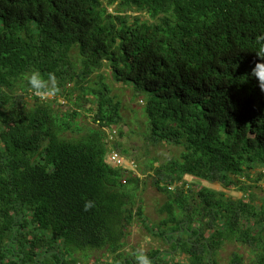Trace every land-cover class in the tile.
<instances>
[{"label":"trees","instance_id":"1","mask_svg":"<svg viewBox=\"0 0 264 264\" xmlns=\"http://www.w3.org/2000/svg\"><path fill=\"white\" fill-rule=\"evenodd\" d=\"M262 34L264 0H0V264H81L77 253L97 250L113 256L97 264H136L121 251L136 216L168 245L147 254L153 264H219L229 243L250 254L229 264H264L252 192L264 191V91L250 77ZM105 67L144 100L145 140L181 149L148 168L166 196L155 223L141 179L107 161L129 150L116 141L127 107L107 76L92 79ZM34 71L51 94L30 86ZM61 98L77 108L56 112ZM79 108L98 127L81 128Z\"/></svg>","mask_w":264,"mask_h":264},{"label":"rangeland","instance_id":"2","mask_svg":"<svg viewBox=\"0 0 264 264\" xmlns=\"http://www.w3.org/2000/svg\"><path fill=\"white\" fill-rule=\"evenodd\" d=\"M112 11L113 9H110V12ZM127 15H130L131 20L137 17L143 22H158V20H153L152 18H150V16L145 12H129ZM101 73L108 77L107 82L112 88V95H116L117 99H121L123 101V104L127 107L123 108L121 111L124 122L121 123L119 128H116V141H119L124 149L129 150L127 155L122 153V155H120L125 159L130 158L134 160L135 164L129 169L141 179L138 186L134 187L135 189H137L138 198L141 199V203L139 202V205L143 207L144 216L155 223V219L158 218V210L165 203L166 196L159 192L154 186L152 180L153 176H149L150 170L148 168L152 161L156 166H158L161 163L169 161V159L172 157H178L181 153V149L175 146H170L166 143L154 145L146 141L144 138V133L146 130V120L144 107H142L144 104V100L133 97L131 89L114 82L107 67L102 68V70L95 73L92 76V79L97 80L98 74ZM51 99L54 100L53 98ZM57 101L58 103L56 102V104H54L53 106L58 113H67L77 108L72 104H68L69 102L64 101L63 98ZM90 107L91 105H86V108ZM77 110L80 115L77 118V122L80 124L81 128L98 127L93 122V114L85 111L83 108H79ZM120 129L123 130V132L127 136L123 138L119 137V132L121 131ZM105 130L110 133V130L108 128H105ZM66 136L68 138H73L78 136V134L69 131L66 133ZM139 169L146 171V175L141 173ZM205 185L218 191H224L229 197H233L235 199L243 198V193L235 189L223 190L219 185ZM252 192L254 193L255 199L260 201L264 200L263 190L254 188ZM124 242L125 246L121 251L125 256L129 257V259L135 258L134 254L139 248H143L146 255L149 254L152 249L158 248L162 252L168 249V245H165L159 238L151 236L146 231L143 223L138 219L137 216L135 218L134 224L129 227V234L127 235ZM234 252L242 254L244 261L249 262L250 254L248 249L237 244L229 243L224 245L217 254L219 264H229ZM86 254L89 257L88 259L85 258L84 253L76 254L81 264H97L101 261L107 263L113 260V256L108 254L106 250L88 251Z\"/></svg>","mask_w":264,"mask_h":264},{"label":"clouds","instance_id":"3","mask_svg":"<svg viewBox=\"0 0 264 264\" xmlns=\"http://www.w3.org/2000/svg\"><path fill=\"white\" fill-rule=\"evenodd\" d=\"M257 41L261 43V47L257 51L256 55L260 57L262 61H264V34L257 37ZM250 77L252 79H255L258 82V86L260 87V89L264 91V62L255 64V66L251 70ZM49 80L54 82V76L52 74H49ZM28 82L38 94L47 95L51 94L52 91L55 90L54 88L51 90L48 89V82L43 79L41 73H39L38 71H34L31 73L28 78ZM93 206L94 203L92 201H86L84 204V211H88ZM134 255L136 264H153L151 258L145 254L143 248L137 249Z\"/></svg>","mask_w":264,"mask_h":264},{"label":"built area","instance_id":"4","mask_svg":"<svg viewBox=\"0 0 264 264\" xmlns=\"http://www.w3.org/2000/svg\"><path fill=\"white\" fill-rule=\"evenodd\" d=\"M109 160V161H108ZM108 163L111 164L113 167H126L130 168L135 163L132 160H127L124 157H122L117 151H111L108 155Z\"/></svg>","mask_w":264,"mask_h":264}]
</instances>
